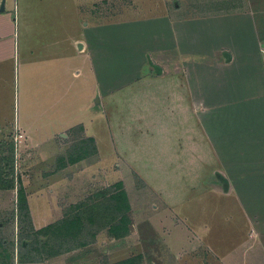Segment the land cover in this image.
Returning <instances> with one entry per match:
<instances>
[{
    "label": "crops",
    "instance_id": "crops-1",
    "mask_svg": "<svg viewBox=\"0 0 264 264\" xmlns=\"http://www.w3.org/2000/svg\"><path fill=\"white\" fill-rule=\"evenodd\" d=\"M98 1L5 0L1 9L0 0V134L58 153L78 139L83 152L48 176L49 193L30 195L34 226L54 221L56 189L75 182L74 166L114 159L178 215L184 237L212 248L208 227L227 225L240 264H264V0H206L203 15L168 5L143 24L125 21L115 50ZM21 73L24 96L48 106L29 122L18 119Z\"/></svg>",
    "mask_w": 264,
    "mask_h": 264
},
{
    "label": "rangeland",
    "instance_id": "rangeland-1",
    "mask_svg": "<svg viewBox=\"0 0 264 264\" xmlns=\"http://www.w3.org/2000/svg\"><path fill=\"white\" fill-rule=\"evenodd\" d=\"M168 5L177 9L184 5L198 11L199 15L209 8L206 0H99L96 8L102 9L104 24L110 23L104 31L114 33L104 39L106 46L110 50L116 49L110 43L116 42L125 21H140L161 14ZM129 7L134 10H128ZM120 20H123V24L117 22ZM141 23L144 20L137 22ZM202 26L200 23L196 26L197 32L205 34L206 30ZM18 91V119L24 117V122L32 121L30 116L37 108L41 115L47 113L48 106L43 99H31V93H28V97L24 96L22 73ZM10 111V116L15 115L14 102ZM17 136L19 134H0V264L45 262L51 258L53 262L45 264H230L223 262L222 255H227V261L229 257L230 262L234 261L233 264L242 261L240 257L243 249L237 244L239 238L234 229L223 225L215 231L212 224L214 227H208V232L209 229L213 230L210 232L214 234L213 249L204 244L197 245L192 232V240L184 237L186 233L179 227L181 222L178 215L157 208L160 198L147 191L140 178L136 175L131 178L126 168L127 171L111 167L114 159L104 158L102 165L91 171L86 170L88 165L74 166L70 174L75 182L67 183L71 188H65L64 191L62 185H58L54 206L58 204L59 208H56L58 212L51 218L54 221L50 224L69 220L79 214L82 218L80 226L69 223L68 229L61 233H52L53 229H47L46 226L50 224L36 228L31 211L30 215L24 210L22 215L19 213L18 191L23 188L28 201L31 196L37 197L41 187L44 193H49L51 187L47 183L48 176L72 163L71 159L77 161L83 152L79 150L81 143L78 139L71 141V138L67 139L70 141L69 148L61 153L39 150L38 143H31L27 136H24L25 140L21 138L22 143L18 137L17 148ZM36 137L39 141L43 139ZM93 159L91 157L88 160ZM217 175L215 173L211 179L216 181ZM109 177L114 180L124 178L123 187L129 194V232L120 237H115L109 230L113 221L119 218L116 204L111 200V196L119 191L118 182L110 183ZM89 180L91 183H88ZM203 213L204 220L208 221L207 213Z\"/></svg>",
    "mask_w": 264,
    "mask_h": 264
},
{
    "label": "trees",
    "instance_id": "trees-1",
    "mask_svg": "<svg viewBox=\"0 0 264 264\" xmlns=\"http://www.w3.org/2000/svg\"><path fill=\"white\" fill-rule=\"evenodd\" d=\"M71 160L72 162H75L74 159H71ZM116 185H117V190L119 191L114 193L113 196H111V200H113L116 204L115 209H117V215H119V218L113 221V224L109 226V230L112 233V235H114L115 237H120V236H124L125 234H127V232H129L128 223L130 222V219L128 218L127 213H128V210L130 209V205L128 203L129 202L128 194L123 187V183L118 182ZM18 207L20 210L19 213L21 215H22L23 210L25 211L27 215H30L28 199H27V196L23 188H20V190L18 191ZM90 217L89 219L90 221H92ZM81 220L82 218L78 214L74 218H71L69 220L66 219L62 222L60 221L58 223L50 224L46 226V228L47 229L50 228V230L53 229V232L51 231L52 233H56V232L61 233L63 230L68 229L67 226L69 225V223H71L70 225L78 224L80 226Z\"/></svg>",
    "mask_w": 264,
    "mask_h": 264
},
{
    "label": "water",
    "instance_id": "water-1",
    "mask_svg": "<svg viewBox=\"0 0 264 264\" xmlns=\"http://www.w3.org/2000/svg\"><path fill=\"white\" fill-rule=\"evenodd\" d=\"M4 1H5V0H2L1 9H4ZM79 47H82V45L80 44ZM223 190H224V191H227V190H228V183H226V182L223 183Z\"/></svg>",
    "mask_w": 264,
    "mask_h": 264
},
{
    "label": "built area",
    "instance_id": "built-area-1",
    "mask_svg": "<svg viewBox=\"0 0 264 264\" xmlns=\"http://www.w3.org/2000/svg\"><path fill=\"white\" fill-rule=\"evenodd\" d=\"M18 137L20 138V141H21V138L23 137V135L19 134V136H17V138L15 139L16 142L18 141Z\"/></svg>",
    "mask_w": 264,
    "mask_h": 264
}]
</instances>
